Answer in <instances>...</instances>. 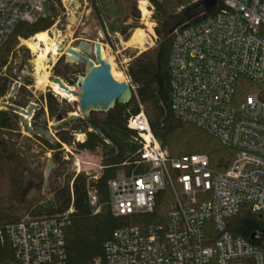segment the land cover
I'll return each mask as SVG.
<instances>
[{"label": "built area", "instance_id": "2783aa9c", "mask_svg": "<svg viewBox=\"0 0 264 264\" xmlns=\"http://www.w3.org/2000/svg\"><path fill=\"white\" fill-rule=\"evenodd\" d=\"M45 2L0 0V49L19 22L38 18ZM141 3L150 18L153 0ZM191 4L204 11L174 30L171 109L178 120L234 148V158L216 169L206 153L171 155L152 131L129 77L139 111L127 126L140 148L133 162L123 164L131 168L119 169L108 188L113 215L139 219L116 228L103 256L89 264H264V247L228 228L243 211L264 217V0ZM131 59L124 60L127 72ZM161 193L172 197L168 213L151 221L146 216ZM87 196L91 213H100L97 190L88 186ZM73 212L71 204L59 214L0 226V237L14 249L13 260L0 264H68L65 229Z\"/></svg>", "mask_w": 264, "mask_h": 264}, {"label": "trees", "instance_id": "16d2710c", "mask_svg": "<svg viewBox=\"0 0 264 264\" xmlns=\"http://www.w3.org/2000/svg\"><path fill=\"white\" fill-rule=\"evenodd\" d=\"M153 19L156 21L154 28L157 35L153 47L133 56L128 66V76L136 87V95L143 104L152 131L161 142L162 146L170 150L171 155L184 153H206L209 155L212 166L216 169H224L234 158L235 150L223 145L217 138L211 136L203 129L178 120L171 109L170 86V57L174 40V30L187 21L193 20L192 13L196 7L191 0H153ZM181 8L179 11L178 9ZM121 10V9H120ZM131 13L121 18L120 13L110 15L106 27L112 33L122 32L136 25L140 12L133 6ZM55 15L39 16L32 22H19L13 33L0 49V98L5 97L13 84V77L3 71L9 62L12 53L19 45V39H28L39 32L52 27L55 23ZM133 20V23H129ZM105 24V23H103ZM54 73L65 76L64 71L54 67ZM71 84L75 80H69ZM51 117L57 116V120L67 118L70 111L63 110L57 113L52 101H56L54 94L45 95ZM15 98V97H14ZM133 96L135 106L131 101L122 105L117 103L104 117L98 118L91 113L92 122L99 127L105 136L90 130V126L83 118L62 125L56 134L59 140L51 142L44 137L34 135L44 141L49 149L61 148L63 143L76 145L82 151L94 153L102 152V170L97 179L90 178L84 172L78 173L74 178L54 189L53 206L43 210L39 205L35 213L37 215H54L66 211L71 204L74 206L71 223L65 229L66 252L68 264H89L94 258L103 256L104 243L113 231L123 225L137 222L139 216H114L110 206V192L108 181L114 178L119 169L131 165H123L125 162H133L138 156L139 144L134 141L136 132L127 126L128 117L139 111V103ZM11 104L26 106L17 98L11 100ZM44 113V109H36L33 116V124L40 125L38 118ZM18 114L11 109H0V166L3 162L16 163V151L14 147L5 141V132L18 130L16 118ZM46 127V126H45ZM45 129V128H44ZM85 133L83 141H75L74 133ZM110 139L111 142H108ZM184 147V148H181ZM180 148V152H179ZM181 151H183L181 153ZM56 162L61 161L56 156ZM3 163V164H2ZM16 165H21L18 163ZM23 175L22 173H20ZM72 181V186L70 185ZM94 187L98 192L101 212L92 214L89 207L87 188ZM159 195L158 205L154 213L146 217L151 221H157L159 215L168 213L172 201L170 194ZM19 219L3 220L0 226L16 222ZM229 230L238 236H242L251 242L264 247V217L251 211H243L228 220ZM261 233V239H253L252 235ZM14 258V249L6 238L0 237V263H8Z\"/></svg>", "mask_w": 264, "mask_h": 264}, {"label": "rangeland", "instance_id": "374dc122", "mask_svg": "<svg viewBox=\"0 0 264 264\" xmlns=\"http://www.w3.org/2000/svg\"><path fill=\"white\" fill-rule=\"evenodd\" d=\"M138 1L46 0L44 11L39 16L55 15L54 25L46 31L51 40L56 43L59 54H49V57L44 60L45 67L37 68V53L33 52L25 44V40L32 39L36 34L28 39L20 38L19 45L9 58L8 66L3 70L13 77V84L8 94L0 98V109H6L2 104H11V100L15 98L20 100L21 103L27 104L23 106L24 108L31 103H36L38 109H44V113L38 118V122L41 127L50 131H52V126L57 124L59 120H57V116L51 117L50 115L47 100L45 99V95L48 93L54 94L56 98V101H52V103L54 109H57V113L67 109L70 111L67 117L80 113L78 107L79 99L71 101L57 93L52 87L54 82L52 77H60L69 87L79 91L77 82L71 84L67 78L55 75L54 67L57 66L59 71H64L66 67H69L70 71L76 70V74L84 76L88 66L80 60L69 61L66 58V49L68 47H79L82 42L94 45L95 42L101 41L105 53L114 64L115 70L122 73L121 77H119L120 82L131 83L125 70L124 60L137 56L153 47L157 39L154 30V33L151 34L156 37H152V46L147 43L143 46L137 44L128 46L131 44H126L137 28L143 29L148 35L147 41H150L149 27L143 20L141 6ZM133 6H136L140 12L137 24L122 32L117 31L119 33L118 36L110 32L108 27H106L110 15H116L121 12L120 16L124 18V16L132 12ZM178 10L180 11L181 8ZM146 20L153 23L154 29L156 21L153 19V13ZM90 57L96 62L94 55ZM44 75L46 76V81H43ZM40 79L43 82L40 83ZM16 84L19 87L15 93V98H11L13 87ZM132 99L131 103H133L132 107H134L135 103ZM91 113L98 118H102L105 115V113L96 111ZM30 121L33 124V118ZM16 122L18 123V130L5 132L3 135L5 141L10 143L16 151V163L15 161L13 163L3 162L5 165L0 166V222L12 219L20 220L26 216H36L35 211L38 206L43 204L47 197H53L54 189L64 185L69 177L74 178L78 171L92 177L98 176L103 166V157L100 150L89 153L78 149L76 145H68L66 143H63L61 148L49 149L42 139L31 135L23 128L21 115L18 114ZM53 135L58 141L59 138L56 132L53 131ZM85 137L80 131L75 132V141H78V139H80L79 141L84 140ZM168 151L170 152L169 149ZM56 156L62 158L61 161H58L59 163L56 162ZM78 160L82 162L81 168L77 165ZM48 162H53L56 165L50 171L45 190L47 195L45 196L43 195L44 170ZM18 163H21V165H16Z\"/></svg>", "mask_w": 264, "mask_h": 264}, {"label": "water", "instance_id": "95a60500", "mask_svg": "<svg viewBox=\"0 0 264 264\" xmlns=\"http://www.w3.org/2000/svg\"><path fill=\"white\" fill-rule=\"evenodd\" d=\"M204 11V7L197 8L191 15L194 17ZM103 44L101 41H97L94 45H91L87 42L80 43L78 49L75 47H68L66 49L67 53L72 54L74 57H69V61L80 60L84 62L87 66V72L84 76H79L77 84L79 91L72 89L70 92L79 97L78 107L80 113H76L72 116H69L63 120H60L57 124L52 126V131L44 129L41 126L33 127L31 124V118L33 117L35 110L37 109L36 103H31L26 108L13 105L10 103L2 104L6 109H11L15 113L21 115V125L23 128L28 131L31 135H39L45 139L55 142V137L53 131L56 132L62 125L76 121L79 118H83L86 123L90 126L91 130L96 133L105 136L103 131L97 127L91 120V112H108L110 111L117 103L125 105L128 104L134 96L133 87L127 82L117 81L112 73L111 66L109 62L103 58L102 55ZM96 58L94 62L90 56ZM52 81L58 83L61 88L69 91L70 87L63 82L60 77H52ZM19 85L16 84L13 87L11 93V98L15 97V93ZM108 142H111L110 139H107ZM55 163L48 162L44 170V185H43V195H47L45 191L48 184V179L50 171L55 167ZM54 199L53 197H47L46 201L41 205L43 210L49 209L53 206ZM263 235L261 233H255L252 235L253 239H261Z\"/></svg>", "mask_w": 264, "mask_h": 264}, {"label": "bare ground", "instance_id": "6f19581e", "mask_svg": "<svg viewBox=\"0 0 264 264\" xmlns=\"http://www.w3.org/2000/svg\"><path fill=\"white\" fill-rule=\"evenodd\" d=\"M141 10H142V13H143V20H144V22L146 24H148L150 33H154L153 23H151L149 20H146V17L149 14V10L146 8L145 3H141ZM147 38H148V35L146 34V32L143 29H141V28H137L134 31V33L131 36V38L128 40V42H126V44H131V45H128V46H132V45H135V44L143 46L144 44L147 43ZM25 44L33 52L37 53V60H36L37 61V66H38L37 68H44L45 67L44 66V60H46L49 57V54H51V53L53 55L59 54L58 53V48L56 46V43H54V41L51 40V38H50V36H49L47 31L39 32L34 37H32V39L25 40ZM75 48L78 49V47H75ZM68 54H69L68 55L69 57H74L72 54H70V53H68ZM102 55H103V58L106 59L109 62V64H110L111 73L114 75V77L116 78L117 81H120L119 77H121L122 73L121 72H117L115 70L114 64L112 63V60L105 53L104 48L102 49ZM46 80L47 79H46V76H45L43 81H46ZM43 81H42V79H40L39 82L41 83ZM37 83H38V81H37ZM52 87L57 93H59L60 95L66 97V98H68L71 101H76V100L79 99V97L77 95H74V94H72L70 92L73 89L72 87L70 88L69 91H67V90L61 88L60 85L58 83H56V82L52 83ZM77 165L81 168L82 162L80 160H78Z\"/></svg>", "mask_w": 264, "mask_h": 264}, {"label": "flooded vegetation", "instance_id": "af4514ba", "mask_svg": "<svg viewBox=\"0 0 264 264\" xmlns=\"http://www.w3.org/2000/svg\"><path fill=\"white\" fill-rule=\"evenodd\" d=\"M129 23H133V20H130L129 21ZM108 34H110V33H108ZM115 34V33H114ZM103 44V43H102ZM67 53V52H66ZM67 55H69L68 53H67ZM64 72H65V76H66V78L68 79V80H75V82H77V80H78V77L80 76L79 74H76V70H71L70 71V68L69 67H66V69H64ZM64 82V81H63ZM71 88V87H70ZM38 107V106H37ZM36 111V110H35ZM35 114V113H34ZM34 116V115H33ZM33 118V117H32ZM31 118V119H32ZM32 124V123H31ZM32 126L33 127H35V126H40V125H35V124H32ZM90 130H91V128H90ZM85 136H86V134L85 133H83ZM74 135H75V133H74ZM80 139H78V141H79ZM81 141H83V140H81ZM42 204H40V206H41ZM42 209V208H41Z\"/></svg>", "mask_w": 264, "mask_h": 264}, {"label": "crops", "instance_id": "0c3cea01", "mask_svg": "<svg viewBox=\"0 0 264 264\" xmlns=\"http://www.w3.org/2000/svg\"><path fill=\"white\" fill-rule=\"evenodd\" d=\"M90 153V152H89Z\"/></svg>", "mask_w": 264, "mask_h": 264}]
</instances>
